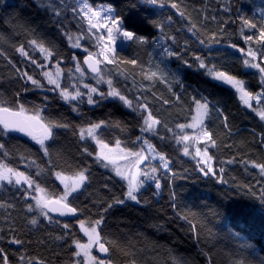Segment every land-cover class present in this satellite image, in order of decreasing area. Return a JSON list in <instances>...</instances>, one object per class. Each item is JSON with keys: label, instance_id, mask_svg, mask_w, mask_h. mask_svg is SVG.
Segmentation results:
<instances>
[{"label": "trees", "instance_id": "trees-1", "mask_svg": "<svg viewBox=\"0 0 264 264\" xmlns=\"http://www.w3.org/2000/svg\"><path fill=\"white\" fill-rule=\"evenodd\" d=\"M55 2L58 3L59 0H55ZM172 2L179 3L181 10L186 9L191 20L199 28L208 33H217L220 42L201 44L197 36L188 31L189 19L182 18L179 12L171 7V3L161 6L151 3L150 0H89L93 7L112 5L116 16L122 20L123 30L134 32L150 41L160 37V25L163 24L164 31L176 38L177 45L174 50L181 53L183 59L192 65L188 67L187 64H182L181 61L172 58L170 67L179 70L181 79L189 92L196 88L209 95V98L216 96L224 99L231 134L221 136L218 141L219 148L209 145V155L214 157L212 160L214 173L209 175H205L199 170L197 160L183 156L182 150H177L182 146L176 145L174 140H168L162 144L156 136L149 137L158 150H163L166 155L170 156L172 160L171 172L161 171L164 187L159 196L153 197L150 190L144 192L145 196L152 199L151 207L128 201L125 205L114 206L107 214L105 224H107L112 238L118 239L121 247L131 253L125 256L119 251H114L112 256L116 264H129L132 260H135L137 264H173L174 258L177 260L187 258L194 264H238V262L239 264H258L257 258L246 251V248L253 246L259 256L264 257V174H261L259 168L255 167L253 163H264V145L259 143V133L264 131V126L255 113L239 102L238 96L231 95L235 92L234 89H231L230 86L217 84L210 77L203 75L197 69L195 58L202 57L217 64L223 61L225 65L234 70L231 74L241 73L239 78L246 80L249 90L260 91L258 75L253 77L255 70L242 68L237 62V59L243 56L237 49L243 48L246 52L249 47H259L255 40L251 44L245 43L240 35V30L242 19H248L257 23V28L245 27L244 35L258 37L261 16L257 9L264 7V0H172ZM226 7L229 9L228 11L224 10ZM213 16L216 17L215 20L212 19ZM168 17H171V22L167 19ZM67 19L70 23L63 27L65 30H70L71 35L89 36L85 24L80 21L79 17L74 20L69 12ZM78 21L82 27L78 26ZM20 25L27 29H34L36 36L46 41V46L52 44L58 46L61 53L59 67L63 70L61 85L66 87L69 92H74L75 88H71L68 84L71 81L68 79L67 69L72 68L74 73L77 61L81 68L91 75L83 66L82 52L72 47L68 37L53 22V13L40 7L38 0H3L0 3V33L11 36L15 31H20ZM221 27L225 30L222 36L219 33ZM25 40V35L21 33L11 39L9 44L0 45V49L6 52L8 58L17 67L33 74L34 66L21 58L15 48L10 46V44L19 46ZM233 43L237 45L236 49L230 47ZM115 51L117 53L116 63L108 64L107 69L111 71L116 86L125 91L130 98L133 95H139L140 93L135 90L128 91L133 89L132 78L126 80L120 75V72L125 69H134L137 87L143 83L145 89L151 88L156 93V97H152L149 92V99L153 106L169 109V105L175 97L170 96L166 85L160 83L158 79L155 81L144 79L140 75L139 67L125 65L123 62L137 59L138 63L143 64L144 72L147 73L149 68L147 52L151 51V48L127 41ZM73 56L77 58V61L71 59ZM34 57L38 62H41L42 57L38 51ZM44 63L48 65L44 70L49 71L55 77L56 59L53 58L50 64ZM35 72L39 73L40 69H35ZM11 76L12 69L4 58L0 57V91L7 90L9 96L19 91L21 102L26 103L28 107L46 104L44 115L51 118L63 117L74 125L81 123L82 117L71 110L76 102L69 104L60 99L58 90L25 92L22 90L23 81L11 79ZM36 78L47 84V81L41 76L37 75ZM88 83L94 85L91 80ZM27 86L30 87V83ZM80 90L87 91L83 86L80 87ZM101 90L106 92L107 87H103ZM176 91L179 92L178 87ZM44 97L48 98L47 101L44 100ZM163 98L169 99V105L163 104ZM78 107L93 121L119 120L129 127L130 135L133 138L140 134L139 127L135 126L138 122L136 114L118 100L110 98L101 101L99 105L84 103ZM170 111L172 112L170 127L173 128L175 123L187 124L191 122L192 116L195 114L194 106L187 117L179 109H170ZM158 128L161 129L160 135L171 136V133L166 132L162 126L158 125ZM253 129H255V133H253ZM56 131L59 139L55 141L53 147L61 150L62 158L69 159L81 166L93 164L94 157L81 155L83 142L78 141V135L74 136L70 131ZM111 135V133H107L106 139ZM116 135H119L118 131ZM0 142L5 143L10 151L7 158L0 153V160L17 170L28 171L25 165L19 162V156L15 154L19 146L31 149L36 154L32 158L47 168V158L43 157L39 146L28 137L12 133L7 137H0ZM111 145H114V140ZM225 145L230 147H225ZM201 146L204 147V143ZM95 147L94 142H90V150ZM227 160H234V162L231 164L221 163V161ZM221 167H224V173H220ZM60 170L61 168L54 169V171ZM35 172L36 169L33 168L30 174L35 177ZM92 172L94 176L90 191L99 187L105 177L114 175L96 165H93ZM172 173L175 175L173 176ZM35 178L40 179L39 177ZM116 181L114 191L119 194L120 185L123 182H120L119 178H116ZM108 183L111 185L112 181H108ZM42 186L49 192L63 190V186L54 175L42 183ZM101 191L107 195L106 189H101ZM170 191L175 193V202L170 196ZM5 199L7 202L16 203L17 209H22V193L13 190L10 185L7 186ZM80 199L85 204L89 203V200L83 196ZM29 202H32L30 198ZM9 213L18 214L14 209H0V226L5 228V235L10 239L7 225L4 224ZM186 213L195 214L196 219L193 223L197 225V230H192L189 223L182 219ZM79 218L83 219L84 217ZM61 221L70 222L73 225L71 231L76 233V238L82 243H87V237L75 219ZM25 223L26 221L17 220V224L23 228L22 232L17 233L25 241L23 246L8 244L7 239L0 242V246L6 249V254L9 255L13 264L21 254L45 259L48 264H66L69 259H76L72 256L75 245L71 243L70 239L55 241L49 238L48 233H52L53 237L62 235L60 228L49 226L44 220H41L39 228L25 227ZM151 224H158L160 227H150ZM85 226L87 227V224ZM139 233H143V236ZM40 240H43L44 243H38ZM12 253H16V255L13 256ZM95 255H97L96 251Z\"/></svg>", "mask_w": 264, "mask_h": 264}, {"label": "snow or ice", "instance_id": "snow-or-ice-1", "mask_svg": "<svg viewBox=\"0 0 264 264\" xmlns=\"http://www.w3.org/2000/svg\"><path fill=\"white\" fill-rule=\"evenodd\" d=\"M2 2L3 0H0V3ZM38 2L40 7L46 8L53 13V22L68 37L73 48L81 47V37H77L73 42L70 30H65L63 27V25L70 23L67 19L69 12L74 20L79 17L80 21L87 22L88 33H93V30H99L100 32H106V37L93 33L96 46L100 51L92 53L87 48L85 49L88 54L84 56L83 62L88 65V68L93 73L91 77L87 78L94 80L95 86L84 82L86 79L85 72L82 70L77 58L73 56L71 59L77 61L75 66V72L79 73L77 80L87 91H81L78 84L73 85L75 88L74 92H69L66 87L61 85L63 70L59 67L61 53L57 45L46 46V41L37 37L34 29H27L23 25L19 26L20 31H15L11 36L0 33V45L9 44L11 39L23 33L26 37L25 42H21L19 46L15 44H10V46L15 48L21 58L34 66L33 74H30L27 70L17 67L8 58L6 52L0 49V57H3L7 65L12 69L11 79L23 81L22 90L25 92L58 90L60 99L69 104L76 102L71 110L82 117L81 123L75 125L63 117L51 118L44 115L46 104L28 107L26 103L21 102L19 91L14 92L11 96L7 95V90L0 91V137H7L12 133H20L34 141L39 146L40 152L43 153V157L47 158V168H45L37 163L36 159L32 158L36 154L31 149L19 146L15 154L19 156V162L25 165L27 172L19 171L17 168L0 160V209H14L18 213L17 215L9 213L6 216L4 224L7 225V232L11 238L6 237L5 228L0 226V242L7 239L8 244L23 246L25 241L17 234L22 232L23 228L17 224V220L26 221L24 226H31V228H39L41 220H44L47 221L49 226L60 228L62 232V235L54 237L52 233H48L50 239L55 241H67L70 239L71 243L75 245V251L72 252V256L76 257V259H69L66 264H116L112 256L114 251H119L125 256L131 253L121 247L118 239L112 238L110 230L105 224L107 214L114 206L125 205L128 201L151 207L152 199L145 196L144 192L150 190L153 197L159 196L164 187L162 184L163 177L160 173L162 170L171 172L172 160L170 156L166 155L163 150H158L149 137L156 136L162 144L168 140H174L176 145L182 146L181 149L177 150H182L183 156H192V159L197 160V166L200 171L205 175L214 173L211 164L214 157L209 155V145L219 148L220 143L218 141L221 136L231 134L229 116L225 110V101L223 98L216 96L209 98V95L196 88H193L191 92L188 91L181 79L179 70L171 68L170 61L175 58L181 61L182 64H187L188 67L192 65L183 59L181 53L174 50L177 45L176 38L164 31L163 24L160 25V37L150 41L134 32L122 30V20L114 15V9L111 7L94 9L89 0H59L58 3L55 0H38ZM150 2L161 6L171 3V7L176 9L182 18L189 19L188 31L197 36L201 44L220 42L217 33H208L199 28L191 20L187 10H181L179 3L172 2V0H150ZM224 10L228 11L229 9L226 7ZM257 10L261 16L258 37L244 35L243 29L245 27L249 29L257 28V23H253L248 19H242L240 35L245 43L251 44L255 40L259 47H249L246 52L243 48L237 49L238 52L243 54L242 57L237 59V62L242 68L255 70L253 77L258 75L260 91L253 92L249 90L246 80L239 78L241 73L231 74L234 70L225 65L223 61L217 64L202 57H196L195 60L197 69L203 75L210 77L217 84L230 86L231 89H234L235 92L231 95L238 96L239 102L255 113L259 117V121L262 122V126H264V7H259ZM167 19L171 22V17ZM212 19L215 20L216 17L213 16ZM205 20H207V17H205ZM80 21H78V26L82 27ZM224 31L223 27L219 29L221 36ZM118 35H122L128 41L151 48V51L147 52L149 65L147 73L144 72L143 64L138 63L137 59L123 62L125 65L139 67L140 75L144 79L152 81L158 79L160 83L166 85L167 92L171 97H175L170 105L169 99L163 98V104L169 105V109L155 108L153 106L149 99V92H151L152 97H156V93L151 88L145 89L143 83L137 87L134 69H125L120 72L124 79L132 78L133 89L128 91L135 90L140 93L130 98L125 91L116 86L110 70L104 72L99 68V64L102 61L93 59L94 56L102 55L107 64L116 63L117 53L114 44ZM89 38L91 39L92 37ZM230 47L236 49L237 45L233 43ZM37 51L41 54V62H38L34 57ZM53 58L57 62L55 77L49 71L44 70L48 66L44 62L50 64ZM35 69H40V72L36 73ZM67 73L68 79L71 81L73 79L72 68H68ZM37 75L45 79L47 84L36 78ZM29 83L30 87L27 86ZM103 84L107 85L108 90L106 92L99 87ZM177 87L179 92L176 91ZM110 98L118 100L136 114L138 122L135 126L140 129L139 135L133 138L130 135L129 127L119 120L101 119L93 121L78 107V105L84 103L99 105L101 101ZM47 99V97H44L45 101ZM193 106L195 115L192 116L191 123H175L174 128L170 127V123H172V112L170 109H179L187 117L191 113ZM158 125L162 126L166 132L171 133V136L160 135L161 129L158 128ZM187 128L195 129L196 134L193 136L186 134L185 130ZM56 130L70 131L72 135H78V141L83 142L81 155L94 157L93 164L81 166L69 159L62 158L61 150L53 147L55 141L59 139ZM117 131L119 135H116ZM107 133L112 135L106 139ZM253 133H255V129H253ZM113 140L114 146H111ZM200 141L204 142L203 150L200 147H195V143ZM90 142H94L95 149L90 150ZM259 143L264 145V131L259 133ZM193 147L195 149L194 155L190 152V148ZM225 147L230 146L225 145ZM0 153L5 158L10 155L9 148L3 142H0ZM197 157H201V159H197ZM233 162L234 160L221 161L222 164H231ZM253 163L255 167L259 168L260 173L264 174V163ZM93 165L106 169L114 175L105 177L104 182L99 187L90 191L94 176L92 172ZM33 168L36 169L35 177L40 179L30 174ZM56 168H61V170L54 171ZM224 171V167H221L220 173H224ZM52 175L63 186L62 191L53 190L49 192L42 186V183ZM172 175L174 176L175 173H172ZM116 178L123 182L120 185L121 191L119 194L114 191L117 183ZM108 181H112V184L110 185ZM221 182L224 181L221 180ZM9 185L13 190L22 193V209H17L16 203L6 201L7 186ZM53 188L55 189V186ZM101 189H106L107 195ZM81 196L89 200V203L85 204L80 199ZM170 196L175 202V193L170 191ZM29 198L32 202H29ZM20 212L23 214H19ZM53 213L59 217L75 219L80 225L81 231L87 236V243H82L76 238V233L71 231L73 225L70 222H62L60 219L54 218ZM81 216L84 218L80 219L79 217ZM96 216L99 218H94ZM182 219L189 223L192 230H197V225L193 223L196 219L195 214L186 213L182 216ZM86 224L87 227L85 226ZM150 227L159 228L160 225L151 224ZM139 235L143 236V233H139ZM38 243L43 244L44 241L40 240ZM94 247L99 252L107 254L106 257L100 258L97 255H93ZM246 251L257 258L258 264H264V257L259 256L255 247L247 246ZM12 255L15 256L16 253H12ZM0 264H13L9 259V255L6 254V249L2 246H0ZM15 264H48V262L36 256L21 254ZM129 264H137V262L132 260ZM173 264H194V262L187 258L178 260L174 258Z\"/></svg>", "mask_w": 264, "mask_h": 264}, {"label": "rangeland", "instance_id": "rangeland-1", "mask_svg": "<svg viewBox=\"0 0 264 264\" xmlns=\"http://www.w3.org/2000/svg\"><path fill=\"white\" fill-rule=\"evenodd\" d=\"M106 7H111L113 8L112 5H102V6H99V7H93L94 9H103V8H106ZM114 9V8H113ZM114 15L116 16V13H115V9H114ZM117 17V16H116ZM118 18V17H117ZM83 23L85 24L86 28H88V25H87V22L86 21H83ZM123 30V28H122ZM93 33L94 34H100V35H104L106 37V32H100L99 30H93ZM93 33H88L89 36H85V35H73L72 34V41L74 42L75 39L77 37H81V47L80 48H76V49H79L82 54H83V58L84 56H86L88 53L85 52V49L87 48L90 52L92 53H97L100 51V49L96 46V43H95V39H94V34ZM89 37H92L91 39ZM128 40H126L122 35H118L117 36V39L115 41V44H114V48L115 50L122 44H125ZM106 42V41H105ZM94 47V49H93ZM97 60H100L102 61L99 65H100V69L104 72H108V69H107V62L104 61L103 59V56H94ZM84 64V63H83ZM85 67V65H83ZM86 68V67H85ZM83 70V68H82ZM84 71V70H83ZM85 72V71H84ZM85 75H86V79H85V83H88L89 80L93 81L94 85L95 86V81L90 79V78H87V77H91V75H88L86 72H85ZM79 76V73H76L75 70H74V73H73V79L71 80V82H68L69 86L71 88H74L73 85H78L79 84V81L77 80V77ZM89 84V83H88ZM91 84V83H90ZM82 84H79V87H81ZM100 88H103V87H107L106 84H103L101 86H99ZM108 90V89H107ZM75 91V89H74ZM253 104L255 105V102L253 101ZM195 115V114H194ZM192 122V120H191ZM189 122V123H191ZM185 133L190 135V136H193L196 134V130L195 129H192V128H187L185 130ZM204 143L203 141H200V142H196L195 143V147H200L202 150H203V146H201V144ZM111 146H114V145H111ZM190 152L193 153V155L195 154V149L194 147L193 148H190ZM188 158H192V156H188ZM197 159H201V157H197ZM211 164H212V161H211ZM26 186V185H25ZM87 237V236H86ZM88 239V238H87ZM95 251H96V248L94 247L93 248V255H95Z\"/></svg>", "mask_w": 264, "mask_h": 264}, {"label": "water", "instance_id": "water-1", "mask_svg": "<svg viewBox=\"0 0 264 264\" xmlns=\"http://www.w3.org/2000/svg\"><path fill=\"white\" fill-rule=\"evenodd\" d=\"M93 59H96V58L93 57ZM96 60H97V59H96ZM83 61H84V58H83ZM83 63H84V62H83ZM84 65H85L87 71H88L90 74L93 75V73L91 72V70L88 68V65L85 64V63H84ZM99 68H100V65H99ZM16 134H20V133H16ZM20 135H22V134H20ZM52 215H53L54 218H56V219H60V220H63V219H69V218H67V217H59V216H58L57 214H55V213H53ZM96 254H97V256H99L100 258H105L106 255H107V254H105V253H101V252H99L97 248H96Z\"/></svg>", "mask_w": 264, "mask_h": 264}]
</instances>
